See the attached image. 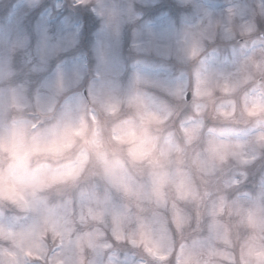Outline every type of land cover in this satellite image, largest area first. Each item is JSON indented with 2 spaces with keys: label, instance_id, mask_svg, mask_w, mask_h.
Listing matches in <instances>:
<instances>
[{
  "label": "clouds",
  "instance_id": "9594fccd",
  "mask_svg": "<svg viewBox=\"0 0 264 264\" xmlns=\"http://www.w3.org/2000/svg\"><path fill=\"white\" fill-rule=\"evenodd\" d=\"M0 264H264V0H0Z\"/></svg>",
  "mask_w": 264,
  "mask_h": 264
}]
</instances>
